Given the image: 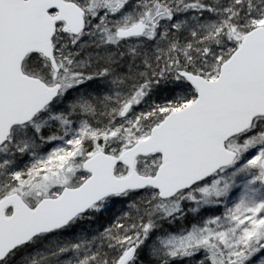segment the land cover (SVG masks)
<instances>
[{
    "label": "snow or ice",
    "instance_id": "obj_1",
    "mask_svg": "<svg viewBox=\"0 0 264 264\" xmlns=\"http://www.w3.org/2000/svg\"><path fill=\"white\" fill-rule=\"evenodd\" d=\"M0 264H264V0H0Z\"/></svg>",
    "mask_w": 264,
    "mask_h": 264
}]
</instances>
